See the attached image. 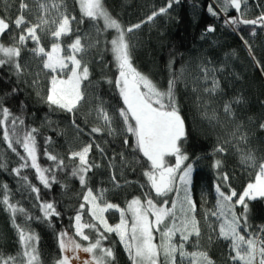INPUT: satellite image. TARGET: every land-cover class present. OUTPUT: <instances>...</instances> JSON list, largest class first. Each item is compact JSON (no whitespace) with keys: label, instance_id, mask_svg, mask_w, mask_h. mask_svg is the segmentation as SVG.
I'll return each instance as SVG.
<instances>
[{"label":"snow or ice","instance_id":"6c2138e0","mask_svg":"<svg viewBox=\"0 0 264 264\" xmlns=\"http://www.w3.org/2000/svg\"><path fill=\"white\" fill-rule=\"evenodd\" d=\"M34 2L37 4L35 10L26 0H20L19 14L15 18L0 16V37L13 29L18 32V35L12 37V43L5 45L0 42V69L6 68L18 79L22 78L27 72L26 65L21 64L22 52H29L38 61L39 67L32 80L33 87L40 89L36 96L47 105L50 112L71 115V126L79 137L85 130L81 128L76 117L83 104L89 102L87 88L93 84L85 56L89 49L99 44V40L85 43V34L81 33L79 25L88 21L97 36L109 30L115 33L107 44L110 45L108 50L112 53L116 76L115 79L106 77L104 82L115 89L121 106L110 113L105 102L94 96L96 104L89 109L88 115L94 113L97 123L87 129L86 134L90 141L70 150L65 159L49 151L53 138L45 137L43 154L52 162V167L44 168L38 163L37 135L40 130L26 126L25 118L14 115L0 99V140L20 161L11 171L23 181L22 187L35 195L39 202L35 206L42 213L39 216L30 214L19 202H12L7 184L0 185V206L9 214L18 245V251L14 255H5L0 251V264H42L39 236L30 228V222L35 220L47 223L51 228L54 227L51 223L52 217L60 216L55 204L41 200L40 188L33 185L26 175H22V170L26 168L35 170L36 178L44 188H51L53 183H59L55 169L78 180L82 189L79 194L81 202L71 218L73 231L64 229L56 233L59 256L53 264H116L113 247L105 244L111 234L119 238L129 264H216L204 246L201 221L196 215L197 205L192 192L195 161L189 162L191 158L183 150L188 131L175 92L180 77L173 74L168 80L167 88H160L148 75L134 66L132 45L128 39L142 23L167 14L180 0H167L165 6L153 11L146 21L127 28L112 15L105 0H74V6L79 9V18L69 11L67 0ZM214 4L217 7L209 4L207 11L215 17L224 14V24L227 26L234 29L240 25L251 26L252 35H255L257 27L264 28V7L259 3L257 7H261V11L253 19L245 18L249 10L248 0H214ZM230 9L235 10L238 15L228 16ZM25 13H34L35 22ZM74 24L77 25L75 28ZM214 31L212 25L206 29L209 33ZM65 37L74 38L71 43L64 44ZM43 39L50 41L48 48L42 43ZM29 42L32 47L28 46ZM243 42L257 66L261 67L260 62L255 60L251 45L246 40ZM215 71L216 69L207 66L200 68L204 81L211 84V87L204 89L209 95L221 91L220 82L214 77ZM261 71L264 72V67H261ZM41 73L46 78V88L42 86ZM210 73L213 74L211 77ZM17 91L18 88L12 89V93ZM241 103L242 98L225 103V115L233 118V105ZM116 117L120 119L121 131L125 134L123 144L130 147L134 154L130 161L123 152L119 153V167L124 169L132 164L139 165L141 158L146 165L141 173L145 182L139 187L147 190L142 193L143 198L134 196L126 201L125 207L107 199L109 189L99 188L94 191L89 186V173L101 168L100 163L90 159L94 147L102 157L108 159L109 180L113 188L132 183L125 180L124 185H121L116 175V156L108 158L105 149L95 140L98 135L118 134L114 127ZM210 119H216L215 115ZM45 122L52 123L47 116ZM259 128L264 130V120L260 122ZM238 130L239 126L232 133L234 138H237ZM129 136L132 138L131 143ZM238 139L246 141L247 136L240 135ZM18 149H22L23 154ZM225 151L223 144H218L214 149L215 153ZM171 158H174V164L169 163ZM240 160L246 167L255 169L253 179L247 182L240 193L231 187L228 173L219 172L222 162L215 160L212 165L217 170V180L223 181V186L221 183L214 185V209L204 210V226L209 232L206 243L211 245L214 242L213 236L216 240L226 241L230 264H264V226L253 232L248 224L249 202L264 200V159L258 162L253 153L241 152ZM6 167V163L0 161V168ZM132 170L135 171L134 168ZM170 196L173 197L171 200ZM237 206L243 209L239 214L236 212ZM110 211L119 213V223H108L105 214ZM21 218L22 222H18ZM81 253L88 255L82 256Z\"/></svg>","mask_w":264,"mask_h":264},{"label":"trees","instance_id":"16d2710c","mask_svg":"<svg viewBox=\"0 0 264 264\" xmlns=\"http://www.w3.org/2000/svg\"><path fill=\"white\" fill-rule=\"evenodd\" d=\"M19 2L20 0H0V16L15 18L19 14ZM26 2L31 8L36 9L34 0H26ZM67 3L69 11L79 18V9L78 6H74V0H67ZM166 3L167 0H105L107 8L125 28L146 21L148 15L165 6ZM258 3L264 7V0H248L249 10L245 16L246 19H253L259 15L261 7H257ZM209 4L217 7L214 0H180L179 4H174L167 14L159 15L151 22L142 23L141 27L130 34L128 39L132 45L134 66L148 75L160 88H167L168 80L173 74L180 77L177 80L175 92L188 131L183 150L191 158L189 162L195 161L193 199L197 201L199 195L207 194V201H210L207 203L208 209H214L216 202L214 185L221 183L223 186V181L217 180V170L212 167L214 161L222 162L219 172H227L231 187L240 193L247 182L253 179L252 174L255 171L241 163V152L253 153L258 162L264 159V130L259 128L260 122L264 120V72L261 71V67H264V28L257 27L255 35H252L251 26L240 25L235 29L227 26L224 24L226 19L224 14L219 17L209 14L207 11ZM25 15L35 22L34 13L32 15L25 13ZM227 15L237 16L238 13L230 9ZM209 25L214 26V32H206ZM76 26L73 25L74 28ZM79 28L81 33L85 34V43L99 40V44L89 49L85 56V60L89 63L90 79L93 84L87 88L89 102L83 104L80 114L76 117L81 128L85 130L83 134L90 140L86 134L87 129L97 123L94 113L88 115L89 109L94 108L96 104L93 97L98 96L102 99L110 113L121 106L115 89L104 82L106 77L115 79L116 76L112 53L108 50L110 45L107 44L115 33L109 30L97 36L88 21L79 25ZM16 35L18 32L13 29L0 37V42L8 45L13 42L12 37ZM73 38L65 37L63 43H71ZM244 40L251 45L255 60L260 62L261 67L257 66L252 55L249 54ZM42 43L46 48L50 46V41L47 39H43ZM28 46L32 47L31 42ZM21 64L26 65L27 72L20 79L12 75L8 69H0V99L14 115H22L25 118L26 126L40 130V134L37 135L38 163L44 168L52 167V162L43 154L44 138L51 136L53 143L49 151L66 159L70 150L57 121L64 118L71 121L72 116L64 112H50L47 105L36 96V92L40 89L33 87L32 80L35 78L33 74L39 71V67L38 61L33 59L29 52H22ZM201 66L216 69L214 77L220 82L219 93L209 95L204 91L206 87H211V84L204 81L200 72ZM209 75L211 77L213 74ZM40 80L42 86L46 88L47 81L43 73L40 75ZM13 88H18V91L12 93ZM237 98H242L243 103L233 105L235 116L230 119L225 115L223 105ZM213 115L216 119H210ZM46 116L52 121L51 124L45 122ZM85 118L87 124H85ZM237 126L239 130L236 132L237 138H234L232 133L236 131ZM114 127L117 129V135H98L95 140L105 149L108 158L116 156V175L121 185H124L125 180L132 182L122 186L125 207L126 201L134 196L143 198L142 193L147 189H141L139 185L145 182L141 173L146 165L141 158L139 165L132 164L131 167L124 169L119 167V153L123 152L130 161L134 154L130 147L123 144L125 134L121 131L122 123L118 117L115 118ZM240 135H246L247 140L240 141L238 139ZM129 141L132 142L131 136ZM225 141L228 142L225 143ZM218 144H223L226 149L224 153L214 152ZM18 150L23 154L22 149ZM101 157L94 147L90 159L100 164L103 159L107 165L108 159ZM0 161L7 165L6 168H0V185H8L12 202H19L34 216L42 215L39 208L35 206L39 203L35 195L23 188V181L12 173L11 169L17 167L20 161L14 153L7 150L2 140H0ZM174 162V158L169 159V163L174 164ZM133 168L135 171L132 170ZM96 170L98 169H94L93 173ZM54 171L59 183H53L51 188H44L36 178L34 169L22 170V175H26L33 185L40 188L41 200L53 202L60 213V216L52 217L51 223L54 227L51 228L47 223L35 220L30 222V228L39 236L42 264H53L59 256L56 233L64 229L73 231L71 218L81 202L79 194L82 189L78 180L67 176L64 172L55 169ZM91 174L89 173V176ZM223 190L228 191L227 188ZM171 198L173 197L170 196L169 200ZM242 210L240 206H237L238 214ZM196 215L201 221L203 243L209 255L216 264H230L228 243L216 240L213 236L214 242L208 245L206 240L209 232L202 223V214L198 209ZM18 222H22V218ZM248 224L253 232L264 226V200L249 202ZM158 238L157 234V240ZM105 244L113 247L116 264H129L127 254L115 234H111ZM0 251L5 255H14L18 251L16 234L11 226L9 214L2 206H0ZM81 255L88 254L81 253Z\"/></svg>","mask_w":264,"mask_h":264},{"label":"rangeland","instance_id":"374dc122","mask_svg":"<svg viewBox=\"0 0 264 264\" xmlns=\"http://www.w3.org/2000/svg\"><path fill=\"white\" fill-rule=\"evenodd\" d=\"M37 5V4H36ZM58 127L63 134V137L69 147V150H73L78 148L81 144L89 142V138L86 135L81 133L79 137H77L75 129L71 126V121L68 118L59 119L57 121ZM102 158V157H101ZM175 163V162H174ZM89 186L93 188V190H97L99 188L109 189L107 192V199L112 203L119 204L121 207H124V197L121 188H113L112 184L109 180V170L103 159H101V168L96 170L94 173L90 175ZM203 196V199H202ZM208 195H199L196 205L199 212H201V216H204V210L208 209L207 203ZM108 223L115 225L119 223V213L116 211H110L105 214ZM204 223V220L202 221ZM119 239V238H118Z\"/></svg>","mask_w":264,"mask_h":264}]
</instances>
